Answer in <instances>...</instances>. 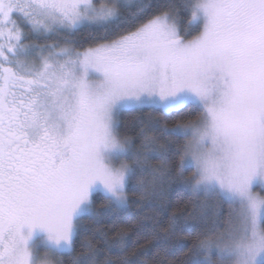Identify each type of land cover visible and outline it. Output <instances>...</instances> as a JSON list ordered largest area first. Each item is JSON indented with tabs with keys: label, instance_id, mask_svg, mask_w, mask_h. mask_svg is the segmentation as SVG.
Segmentation results:
<instances>
[{
	"label": "snow or ice",
	"instance_id": "6c2138e0",
	"mask_svg": "<svg viewBox=\"0 0 264 264\" xmlns=\"http://www.w3.org/2000/svg\"><path fill=\"white\" fill-rule=\"evenodd\" d=\"M65 258L264 264V0H0V264Z\"/></svg>",
	"mask_w": 264,
	"mask_h": 264
},
{
	"label": "trees",
	"instance_id": "16d2710c",
	"mask_svg": "<svg viewBox=\"0 0 264 264\" xmlns=\"http://www.w3.org/2000/svg\"><path fill=\"white\" fill-rule=\"evenodd\" d=\"M182 23L187 24V17L182 16ZM64 37H54L50 40L47 41L49 44L53 43H60L63 45L64 42ZM76 41H81L82 37L80 34H78L75 38ZM89 45L85 44L84 47H87ZM147 114L144 112H132V111H124L120 114L119 116V121H120V131L122 134L127 133L128 135H134L135 131L137 130V123L138 120L141 118H144ZM158 115V114H157ZM189 119L192 121L196 120V116H192ZM174 121L170 120L169 121V126H172V123ZM183 143V141H181ZM185 175H190V173H186ZM132 199H135V197L131 196V193L129 194ZM189 193L184 192L179 184H173L171 188L168 191L167 195V201L172 205V208L169 210L171 211H176L177 213H180L184 210L185 206L187 205L188 207H191L189 204ZM97 203H100V200H97ZM137 209L134 206L132 211L135 212ZM85 225H88L90 222L87 220V218L84 221ZM189 223H194V221L189 220ZM188 236V233L185 232L181 236L176 237L174 242L179 244H184L186 247H183L182 249L177 250V255H180L181 252H187L188 248L192 246V240L191 239H185V237ZM83 238V237H81ZM65 264H67V259L65 258Z\"/></svg>",
	"mask_w": 264,
	"mask_h": 264
},
{
	"label": "rangeland",
	"instance_id": "374dc122",
	"mask_svg": "<svg viewBox=\"0 0 264 264\" xmlns=\"http://www.w3.org/2000/svg\"><path fill=\"white\" fill-rule=\"evenodd\" d=\"M194 121H195V120H194ZM40 254H41V256H43V255H44V253H43V252H41Z\"/></svg>",
	"mask_w": 264,
	"mask_h": 264
}]
</instances>
